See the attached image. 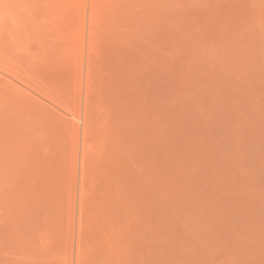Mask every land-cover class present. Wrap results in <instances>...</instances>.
<instances>
[{"label": "rangeland", "instance_id": "obj_1", "mask_svg": "<svg viewBox=\"0 0 264 264\" xmlns=\"http://www.w3.org/2000/svg\"><path fill=\"white\" fill-rule=\"evenodd\" d=\"M0 264H264V0H0Z\"/></svg>", "mask_w": 264, "mask_h": 264}]
</instances>
